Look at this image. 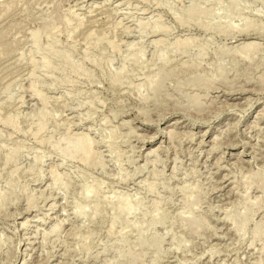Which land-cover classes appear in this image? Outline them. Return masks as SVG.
<instances>
[{
    "label": "rangeland",
    "instance_id": "374dc122",
    "mask_svg": "<svg viewBox=\"0 0 264 264\" xmlns=\"http://www.w3.org/2000/svg\"><path fill=\"white\" fill-rule=\"evenodd\" d=\"M0 264H264V0H0Z\"/></svg>",
    "mask_w": 264,
    "mask_h": 264
}]
</instances>
